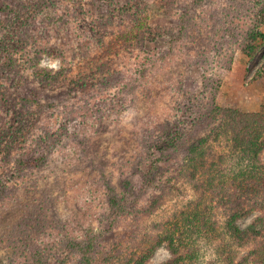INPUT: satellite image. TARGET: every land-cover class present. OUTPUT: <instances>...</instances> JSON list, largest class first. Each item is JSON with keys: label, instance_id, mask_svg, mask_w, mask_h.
I'll list each match as a JSON object with an SVG mask.
<instances>
[{"label": "rangeland", "instance_id": "rangeland-1", "mask_svg": "<svg viewBox=\"0 0 264 264\" xmlns=\"http://www.w3.org/2000/svg\"><path fill=\"white\" fill-rule=\"evenodd\" d=\"M135 1L153 32L145 49L118 36L128 0H0V123L18 131L7 153L0 145V264H119L194 195L177 177L185 148L158 144L163 126L193 138L213 106L264 108V40L243 52L264 34V0ZM236 224H255L264 243V206ZM108 252L119 262H104ZM202 254L199 264H223ZM170 258L162 245L148 264Z\"/></svg>", "mask_w": 264, "mask_h": 264}, {"label": "trees", "instance_id": "trees-1", "mask_svg": "<svg viewBox=\"0 0 264 264\" xmlns=\"http://www.w3.org/2000/svg\"><path fill=\"white\" fill-rule=\"evenodd\" d=\"M167 1L160 0L158 7L163 8ZM133 3L128 0L125 7L119 8V17L123 19L118 20L126 25L117 30L118 36L125 39L130 47L135 45L145 49L153 35L149 14L144 7L140 9ZM81 20L84 22L86 17ZM259 22L264 26L263 3L259 10ZM258 39L264 40V34L255 32L248 37L243 50L246 55L253 54L254 43ZM88 45L90 48L91 45ZM159 59L161 57L154 60ZM80 72L78 70L77 75ZM142 72L141 69L139 75ZM8 103L11 107L16 106L14 101ZM4 104L7 105L5 101ZM0 119L2 121V117ZM176 123L163 126L158 144H164V151H173L177 146L185 148L177 167V177L190 184L193 198L172 219L160 224L154 234L144 235L123 261L119 262V257L109 252L103 261L148 264L154 250L166 245L171 258L163 264H199L203 258L202 251L208 247L223 264H264V243L258 244L254 240L263 230H258L255 224L242 230L236 224L257 206H264V108L257 113H240L213 106L197 120V133L193 138L183 133ZM2 126L3 123H0V145L7 153L6 149L17 143L18 131L16 127ZM220 140L225 142L227 150L216 154L212 145ZM150 146L157 148L158 145ZM9 159L4 157L3 160L7 162ZM116 197L109 192L108 201L115 214L121 215L122 209ZM249 241H252L253 247L246 257L250 259L244 257L242 261H236L238 248ZM37 257L40 256L36 253L34 260ZM83 261L84 264H97L96 259Z\"/></svg>", "mask_w": 264, "mask_h": 264}]
</instances>
